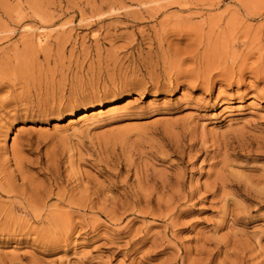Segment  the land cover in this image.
<instances>
[{
    "label": "rangeland",
    "instance_id": "obj_1",
    "mask_svg": "<svg viewBox=\"0 0 264 264\" xmlns=\"http://www.w3.org/2000/svg\"><path fill=\"white\" fill-rule=\"evenodd\" d=\"M0 264H264V0H0Z\"/></svg>",
    "mask_w": 264,
    "mask_h": 264
},
{
    "label": "bare ground",
    "instance_id": "obj_2",
    "mask_svg": "<svg viewBox=\"0 0 264 264\" xmlns=\"http://www.w3.org/2000/svg\"><path fill=\"white\" fill-rule=\"evenodd\" d=\"M40 42H41V40H40ZM39 42V43H40ZM42 43V42H41ZM98 113H100V111L99 112H93V113H91L90 114V116L92 117L93 115H96V114H98ZM89 115V114H88ZM99 115V114H98ZM85 116L86 115H83L82 116V118H79L78 120H82L83 118H85ZM71 121V123H73V122H76V121H74L73 119L72 120H70ZM56 123V122H55ZM54 125H57V124H54ZM22 127V126H21ZM21 127H19V129L21 128ZM39 127H41V126H39ZM58 127V126H57ZM54 128H56V126L54 127ZM22 129V128H21ZM19 131V130H18ZM10 133L11 132H7V135H6V140L8 139V137L10 136ZM15 137H17V136H15ZM12 139H16V138H14V136H13V138ZM17 140H18V137H17ZM15 142V141H14Z\"/></svg>",
    "mask_w": 264,
    "mask_h": 264
}]
</instances>
